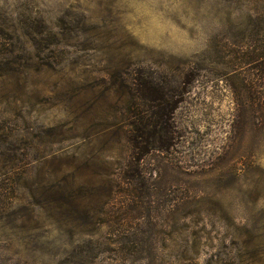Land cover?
I'll use <instances>...</instances> for the list:
<instances>
[{"label": "rangeland", "instance_id": "374dc122", "mask_svg": "<svg viewBox=\"0 0 264 264\" xmlns=\"http://www.w3.org/2000/svg\"><path fill=\"white\" fill-rule=\"evenodd\" d=\"M139 73L194 82L138 164ZM0 264H264V0H0Z\"/></svg>", "mask_w": 264, "mask_h": 264}, {"label": "trees", "instance_id": "16d2710c", "mask_svg": "<svg viewBox=\"0 0 264 264\" xmlns=\"http://www.w3.org/2000/svg\"><path fill=\"white\" fill-rule=\"evenodd\" d=\"M129 102L126 131L131 158L140 163L155 153H170L181 135L175 113L183 103L194 76L186 75L183 85L169 93L161 81L146 79L141 73L135 77Z\"/></svg>", "mask_w": 264, "mask_h": 264}]
</instances>
